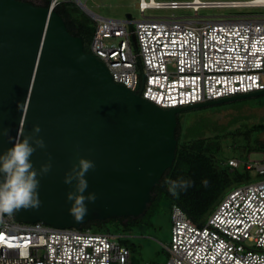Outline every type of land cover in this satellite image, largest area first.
I'll return each instance as SVG.
<instances>
[{"label": "water", "instance_id": "obj_1", "mask_svg": "<svg viewBox=\"0 0 264 264\" xmlns=\"http://www.w3.org/2000/svg\"><path fill=\"white\" fill-rule=\"evenodd\" d=\"M261 96L264 91L161 109L115 83L54 9L0 0V132L8 130L0 135V155L16 140L33 136L45 144L31 157L34 169L51 164L47 174L37 177L39 210L13 213L19 222L79 229L94 220L141 216L153 188L174 163L177 115ZM80 159L95 165L85 176L84 195L95 193L96 201L86 202L88 213L76 222L67 200L76 182L68 185L64 179Z\"/></svg>", "mask_w": 264, "mask_h": 264}, {"label": "built area", "instance_id": "obj_2", "mask_svg": "<svg viewBox=\"0 0 264 264\" xmlns=\"http://www.w3.org/2000/svg\"><path fill=\"white\" fill-rule=\"evenodd\" d=\"M63 0H51L54 9ZM248 1L139 0L140 21L96 16L90 53L113 81L161 109H174L264 91V15L200 19V9L264 8ZM64 2V1H63ZM147 10H193L194 17L146 18ZM135 38V43L133 42ZM142 78L144 84L142 85ZM232 169L241 161L229 160ZM264 174V163H247ZM167 264H245L264 255V180L228 193L202 225L172 207ZM0 264H131L119 236L89 229L19 222L0 214Z\"/></svg>", "mask_w": 264, "mask_h": 264}, {"label": "trees", "instance_id": "obj_3", "mask_svg": "<svg viewBox=\"0 0 264 264\" xmlns=\"http://www.w3.org/2000/svg\"><path fill=\"white\" fill-rule=\"evenodd\" d=\"M17 1L41 8H49L51 2V0ZM54 10L63 19L68 32L79 37L83 42L84 51L90 53L89 47L96 31L97 22L95 23L85 16L80 8L72 2L62 1ZM261 97L237 100L214 107L243 103ZM182 114L177 115L176 138L178 143L174 163L153 188L150 203L143 214L137 218L121 217L90 221L81 227L82 230L89 229L95 234L118 235L121 245L128 248L132 255L135 245L131 244L129 238L134 234L136 228L140 229L142 225L152 226V222L149 221L150 217L154 212L156 202L163 196L171 198L172 207L180 206L194 223L202 225L204 216L210 217L232 190L264 180V174H259L253 168H247V163L250 162L249 155L260 150L257 137L258 134L264 132V124L249 125L237 121L230 123L228 129H231L225 133L207 136L204 132L205 128L207 130L209 126L204 121L185 127L181 123ZM231 159L240 160L243 164L241 163L238 169H232L228 163ZM252 171L255 176H258V179L252 176ZM238 172L243 174L238 177ZM169 181H187L189 187L178 188L173 194L169 191ZM239 182H244V184L236 185L230 189L231 186ZM122 237L123 239H121ZM133 262L131 258V264Z\"/></svg>", "mask_w": 264, "mask_h": 264}, {"label": "rangeland", "instance_id": "obj_4", "mask_svg": "<svg viewBox=\"0 0 264 264\" xmlns=\"http://www.w3.org/2000/svg\"><path fill=\"white\" fill-rule=\"evenodd\" d=\"M64 2H72L77 4L75 0H63ZM86 8L94 15L113 20H126L128 15H131L132 21H140L143 19L137 4L139 0H80ZM156 1H171V0H156ZM174 1H191V0H174ZM207 2L217 1H248V0H200ZM77 6V5H76ZM78 7V6H77ZM79 8V7H78ZM81 10V9H80ZM81 12L89 19H95L85 11ZM251 13L254 15H264V8L246 9V8H206L199 10L200 19L215 20L230 17L235 14ZM187 14L189 17H194L193 10H147L145 13L146 18H174L182 17ZM96 23V21H95ZM88 46V45H87ZM90 48V47H89ZM208 108V107H207ZM209 126L204 134L207 136L215 135L218 133H225L228 125L233 122H240L249 125L264 124V96L261 98H253L247 102L225 105L223 107H209L205 110H190L183 112L181 123L183 126L193 125L196 122H202ZM258 144L260 150L256 153L249 155L250 162L264 163V132L258 134ZM240 161V160H239ZM242 163V162H241ZM243 164V163H242ZM239 168V167H238ZM235 168V169H238ZM255 171V170H254ZM252 171V176H255ZM243 174L238 172L237 176ZM239 177V176H238ZM244 184L239 182L230 187ZM229 190V189H228ZM172 201L168 196H163L156 202L154 212L150 217L152 226L142 225L140 229L136 228L134 234L129 238L131 244L135 245V251L132 253L131 258L133 264H167L170 258L168 248L171 245L172 239ZM209 216H204L203 224ZM123 239V237L121 238ZM119 241V240H118ZM119 243H121L119 241Z\"/></svg>", "mask_w": 264, "mask_h": 264}, {"label": "clouds", "instance_id": "obj_5", "mask_svg": "<svg viewBox=\"0 0 264 264\" xmlns=\"http://www.w3.org/2000/svg\"><path fill=\"white\" fill-rule=\"evenodd\" d=\"M34 133H39V126L34 127ZM0 135H8V130L0 132ZM45 147L42 139L33 136L16 140L13 147L0 155V214L12 215L20 211H38L41 206L38 175L47 174L51 170V164L42 165L39 172L34 169L31 157L39 148ZM95 168L92 161L80 159L74 165L71 172L66 174L64 183L71 185L75 181V191L67 194V200L71 201L69 215L76 222H81L88 213L87 203H95V193L85 196L88 188L86 174ZM169 191L173 194L176 189L189 187L187 181H169ZM206 183V182H205ZM259 247H264V238L259 241ZM245 264H264V255L250 254Z\"/></svg>", "mask_w": 264, "mask_h": 264}, {"label": "bare ground", "instance_id": "obj_6", "mask_svg": "<svg viewBox=\"0 0 264 264\" xmlns=\"http://www.w3.org/2000/svg\"><path fill=\"white\" fill-rule=\"evenodd\" d=\"M240 5H259L264 6V0H251L250 2H242Z\"/></svg>", "mask_w": 264, "mask_h": 264}, {"label": "snow or ice", "instance_id": "obj_7", "mask_svg": "<svg viewBox=\"0 0 264 264\" xmlns=\"http://www.w3.org/2000/svg\"><path fill=\"white\" fill-rule=\"evenodd\" d=\"M0 239H2V237H0Z\"/></svg>", "mask_w": 264, "mask_h": 264}]
</instances>
